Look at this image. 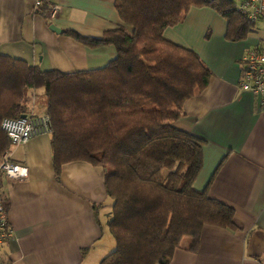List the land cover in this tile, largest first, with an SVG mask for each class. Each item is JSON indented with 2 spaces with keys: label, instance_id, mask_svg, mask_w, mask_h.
Returning <instances> with one entry per match:
<instances>
[{
  "label": "crops",
  "instance_id": "0c3cea01",
  "mask_svg": "<svg viewBox=\"0 0 264 264\" xmlns=\"http://www.w3.org/2000/svg\"><path fill=\"white\" fill-rule=\"evenodd\" d=\"M54 5L61 11L51 19ZM122 26L115 0H48L38 11L33 0H0V54L43 71L100 69L116 58L115 47H89L68 32L98 39ZM226 32L227 20L208 7L191 8L165 31L166 39L196 52L212 73L175 126L205 141L194 188L233 207L236 225H206L198 251H189L188 241L170 264H264V109L258 97L240 89L242 58L264 49V20L240 41L227 40ZM30 95L27 115H46L44 90ZM10 154L29 177L3 181L13 230L2 248L4 264H100L114 251L105 168L72 162L57 175L51 133L11 147Z\"/></svg>",
  "mask_w": 264,
  "mask_h": 264
},
{
  "label": "trees",
  "instance_id": "16d2710c",
  "mask_svg": "<svg viewBox=\"0 0 264 264\" xmlns=\"http://www.w3.org/2000/svg\"><path fill=\"white\" fill-rule=\"evenodd\" d=\"M115 7L123 26L102 38L68 32L89 47H115L116 58L103 68L43 71L0 54V160L12 147L3 119L27 115L30 92L43 89L55 173L79 161L107 170L116 247L100 264H170L185 239L198 251L206 225H236L233 207L194 188L205 141L175 126L212 73L165 31L191 8L226 19L229 41L243 40L254 23L234 0H115Z\"/></svg>",
  "mask_w": 264,
  "mask_h": 264
},
{
  "label": "built area",
  "instance_id": "2783aa9c",
  "mask_svg": "<svg viewBox=\"0 0 264 264\" xmlns=\"http://www.w3.org/2000/svg\"><path fill=\"white\" fill-rule=\"evenodd\" d=\"M48 3V0H33L34 10L38 11ZM50 18L55 19L61 11V6L50 8ZM241 16L252 23L264 20V0H242L238 3ZM242 77L240 89L258 97L264 109V49L248 51L241 60ZM2 130L7 134L11 146L18 147L41 135L51 133L49 118L33 114L19 118H5L1 123ZM29 177V169L12 161L10 152L0 160V264H4L2 248L4 243L13 237L9 225L7 208L4 198L3 181H22Z\"/></svg>",
  "mask_w": 264,
  "mask_h": 264
},
{
  "label": "water",
  "instance_id": "95a60500",
  "mask_svg": "<svg viewBox=\"0 0 264 264\" xmlns=\"http://www.w3.org/2000/svg\"><path fill=\"white\" fill-rule=\"evenodd\" d=\"M52 30L55 31V32H59L58 29L56 27H52ZM25 116V115H24Z\"/></svg>",
  "mask_w": 264,
  "mask_h": 264
},
{
  "label": "rangeland",
  "instance_id": "374dc122",
  "mask_svg": "<svg viewBox=\"0 0 264 264\" xmlns=\"http://www.w3.org/2000/svg\"><path fill=\"white\" fill-rule=\"evenodd\" d=\"M188 241H189L188 239H185V240L183 241V244H186Z\"/></svg>",
  "mask_w": 264,
  "mask_h": 264
}]
</instances>
